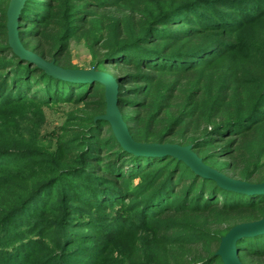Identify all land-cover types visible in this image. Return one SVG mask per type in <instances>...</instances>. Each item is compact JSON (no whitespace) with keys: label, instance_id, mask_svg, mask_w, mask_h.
Wrapping results in <instances>:
<instances>
[{"label":"trees","instance_id":"obj_1","mask_svg":"<svg viewBox=\"0 0 264 264\" xmlns=\"http://www.w3.org/2000/svg\"><path fill=\"white\" fill-rule=\"evenodd\" d=\"M9 2L0 0V264H225L222 238L264 218V195L124 151L96 119L101 84L54 78L13 53ZM18 33L63 68L77 69L70 42L84 39L96 70L134 69L112 76L136 142L192 145L213 169L264 182V0H26ZM208 33L221 36L200 39ZM64 105L47 132L44 109ZM237 250L243 264H264V234Z\"/></svg>","mask_w":264,"mask_h":264},{"label":"water","instance_id":"obj_2","mask_svg":"<svg viewBox=\"0 0 264 264\" xmlns=\"http://www.w3.org/2000/svg\"><path fill=\"white\" fill-rule=\"evenodd\" d=\"M25 3L26 0H10L6 11L7 40L13 53L54 78L72 83L101 84L104 87L106 109L105 114L98 116L96 119L109 123L116 141L124 151L144 157H173L185 163L198 176L215 181L220 188L226 191L247 196L264 195V182L251 183L234 179L213 169L194 152L192 145L136 142L132 138L119 110L118 86L112 75L95 68L91 70L63 68L56 65L54 61H47L23 46L19 38L18 27L20 13ZM261 234H264V218L253 222L240 223L232 227L222 238L217 255L222 258L225 264H243L239 259L237 250L238 241Z\"/></svg>","mask_w":264,"mask_h":264},{"label":"rangeland","instance_id":"obj_3","mask_svg":"<svg viewBox=\"0 0 264 264\" xmlns=\"http://www.w3.org/2000/svg\"><path fill=\"white\" fill-rule=\"evenodd\" d=\"M220 33H208L204 34L200 39H209L212 37H220ZM69 61L70 64L77 68V69H82V70H91L94 68V63H93V58L91 56L90 49L84 39L80 40H72L70 42V47H69ZM134 69L127 68V67H115L113 65L107 66L106 68V73L116 76V75H122L127 72H134ZM181 101V96L176 100V102ZM71 109V106L64 105V106H54L51 108H45V113L47 117V124L45 126V130L47 132L52 131L56 129L57 127L61 126L64 118H65V113ZM176 108L172 109V112H174ZM144 114L143 112H141ZM176 138V137H174ZM178 139V138H176ZM172 144H177V143H172ZM239 166L243 165L241 161H238ZM240 219L237 218H231L227 222L228 225H233L234 223L239 222Z\"/></svg>","mask_w":264,"mask_h":264}]
</instances>
